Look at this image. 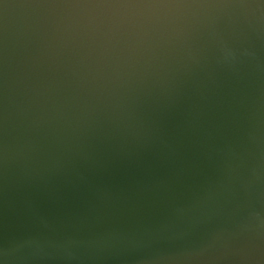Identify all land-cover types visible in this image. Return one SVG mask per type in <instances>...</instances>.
Segmentation results:
<instances>
[{"label":"water","instance_id":"obj_1","mask_svg":"<svg viewBox=\"0 0 264 264\" xmlns=\"http://www.w3.org/2000/svg\"><path fill=\"white\" fill-rule=\"evenodd\" d=\"M0 264H264V0H0Z\"/></svg>","mask_w":264,"mask_h":264}]
</instances>
